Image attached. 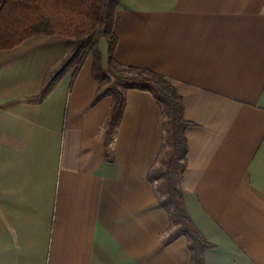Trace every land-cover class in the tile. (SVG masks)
Returning a JSON list of instances; mask_svg holds the SVG:
<instances>
[{
    "label": "crops",
    "instance_id": "1",
    "mask_svg": "<svg viewBox=\"0 0 264 264\" xmlns=\"http://www.w3.org/2000/svg\"><path fill=\"white\" fill-rule=\"evenodd\" d=\"M114 59L164 76L180 95L186 210L212 244L205 264H264V0H119ZM67 38L0 49V264H189L163 239L167 212L147 179L163 115L145 90L95 101L93 56L42 100ZM107 67V44L99 42Z\"/></svg>",
    "mask_w": 264,
    "mask_h": 264
},
{
    "label": "trees",
    "instance_id": "2",
    "mask_svg": "<svg viewBox=\"0 0 264 264\" xmlns=\"http://www.w3.org/2000/svg\"><path fill=\"white\" fill-rule=\"evenodd\" d=\"M119 0H0V49H9L37 34H60L67 38L63 56L47 71L37 99H44L70 71L72 79L87 56H93V77L98 80L95 101L112 98L104 123L111 137L123 109L125 91H149L163 115V141L157 159L147 173L155 195L169 218L163 239L170 243L180 236L187 241L189 264H205L203 253L212 246L191 220L184 203L181 179L185 168L184 131L190 122L183 117L180 95L164 76L151 70L121 66L114 59L117 43L113 31ZM107 44V67L101 63L99 42Z\"/></svg>",
    "mask_w": 264,
    "mask_h": 264
}]
</instances>
